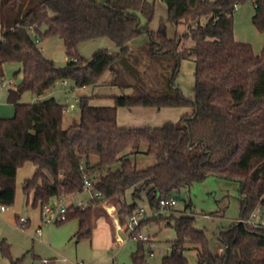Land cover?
<instances>
[{
	"label": "trees",
	"instance_id": "16d2710c",
	"mask_svg": "<svg viewBox=\"0 0 264 264\" xmlns=\"http://www.w3.org/2000/svg\"><path fill=\"white\" fill-rule=\"evenodd\" d=\"M20 1L18 13L19 0H0V81L8 63L20 64L23 74L16 88L8 91L13 117L0 118V204L14 207L18 171L31 163L36 170L23 185L27 204L43 206L81 194L86 179L100 194L85 209L69 208L67 221H79L78 239L92 237L93 210L106 200L119 198V225L127 227L140 210L136 200L144 190L155 212L162 198L177 201L183 188L208 177L241 183V218L264 208V43L256 54L250 44L237 42L234 32V13L248 0H162L171 21L189 27L194 47L182 52L162 30H150L155 4L148 0ZM252 1V22L264 40V0ZM203 17L205 24L200 22ZM31 27L39 43L52 37L63 41L68 58L64 67L45 56L29 33ZM145 33L152 47L174 53L177 69L181 59L195 58L194 98L180 92L156 98L139 87L138 97H111L112 106L92 105L91 98L84 97L79 120L68 128H63L66 106L56 98L20 103L24 92L44 97L61 81H71L76 88L91 87L112 72L114 82L118 78L114 66L121 56L103 49L87 61L79 54L80 45L107 38L122 48ZM133 107L187 108L192 114L182 117L185 125L179 128L171 122L161 127L119 126L118 109ZM143 144L146 154L155 159L147 169H139L127 154ZM116 164L120 168L114 171ZM130 190L133 203L127 204ZM166 218L177 240L162 264H189L188 245L197 250V264H206L211 258L209 239L196 228V218L158 214L147 223ZM220 239L226 250L222 264H264V230L238 223L222 231ZM146 245L151 244L137 241L133 264H147ZM11 262L21 264V260Z\"/></svg>",
	"mask_w": 264,
	"mask_h": 264
},
{
	"label": "rangeland",
	"instance_id": "374dc122",
	"mask_svg": "<svg viewBox=\"0 0 264 264\" xmlns=\"http://www.w3.org/2000/svg\"><path fill=\"white\" fill-rule=\"evenodd\" d=\"M104 3V0H95ZM155 4L154 18L150 23V30L157 32L162 30L167 39L175 41L177 52L194 47V41L189 35V27L186 24H175L171 21L167 6L162 0H148ZM216 1V0H211ZM21 1L17 3L15 12L21 13ZM254 3L248 0L245 4L237 7L234 13V32L237 42L250 44L256 54H259L263 47V36L258 32L252 22L254 15ZM206 18L201 19V24L206 23ZM2 39V27L0 23V41ZM147 40V44L143 41ZM148 34H143L140 38L128 45L130 53H126L115 63L118 78L114 81L112 72H107L98 86L88 87L86 90L76 88L71 81L58 82L41 99L54 97L64 106H68L67 112L63 116V128H68L79 120V102L82 98L92 95L94 102H107L112 96L138 97L139 87L146 94L156 98H163L170 94L180 92L187 98H194L196 88L195 78V58H183L178 69L177 59L173 54H159L161 50L151 46ZM41 51L49 59H52L59 67H64L67 63L63 41L58 37L47 38L38 44ZM114 42L107 38L94 42L82 43L79 47V54L87 61L91 60L96 51L107 49L111 53L121 54ZM138 49L137 52L133 50ZM21 65L18 63H8L3 65V86L0 87V115L4 118H11L14 115V106L6 100L10 89H15L22 81L23 74ZM19 72V73H18ZM18 73V74H16ZM11 82V83H10ZM38 100V96L31 91L23 93L20 103L33 104ZM73 105V106H72ZM136 108V107H135ZM129 114L134 116L133 108H125ZM169 122L177 128L182 127L184 122L179 114L183 109L175 107L167 108ZM192 114V109H190ZM149 111H147L148 113ZM150 120V119H149ZM147 146L141 145L136 149L127 151L128 158L137 165L139 169H147L155 165V159L146 154ZM27 166H32L28 163ZM25 165L18 171L17 186H21L20 199H16L14 210L18 208L17 218L12 221L0 217V264H12L11 261L21 260V264H44L48 260L54 264H133L132 253L137 249V241L129 240L126 243H115L112 233L95 232L92 230L91 238L78 239L76 236L79 230V221L70 220L60 225L43 228L42 237L35 236L34 228L27 226L23 229L19 225V219L24 218L29 221L39 213L38 208L26 205V197L22 193V185L26 178ZM120 164L112 167L118 170ZM19 190V189H18ZM240 191L241 183L227 179L208 177L202 183H196L193 187H185L177 196V206L173 210H164L160 214L179 216L181 214L192 215L196 218V228L206 233L210 244L211 258L206 264H222L224 259L225 244L220 239V233L231 229L238 224L240 217ZM86 193V192H85ZM82 202H87L89 196L83 194L79 198ZM108 201V200H106ZM105 202V201H104ZM127 204H132V190L128 191L125 197ZM138 208L146 212L145 223L139 227V232L143 236L150 238V246L146 245V258L148 264H162L164 257L170 255L171 248L177 240V233L173 225L169 224V218L158 222L147 221L152 218L153 210L148 202L147 190L142 192L141 198L136 200ZM191 203V208L186 205ZM186 211V212H185ZM34 217H33V215ZM145 219V217H141ZM143 221V222H144ZM119 222V216H118ZM30 223V221H29ZM126 232V227H121ZM96 234V236H94ZM3 242L7 251L3 250ZM151 249L153 252L151 253ZM153 254V257H151ZM185 255L189 264H197V250L191 245L187 246Z\"/></svg>",
	"mask_w": 264,
	"mask_h": 264
},
{
	"label": "crops",
	"instance_id": "0c3cea01",
	"mask_svg": "<svg viewBox=\"0 0 264 264\" xmlns=\"http://www.w3.org/2000/svg\"><path fill=\"white\" fill-rule=\"evenodd\" d=\"M141 37V36H140ZM139 37V38H140ZM138 39V38H137ZM135 39V40H137ZM99 40V39H98ZM98 40H93L90 42H96ZM135 40L131 41L134 42ZM146 44H147V40L144 39L143 40ZM128 43L125 47H120L119 51L121 52V54H117V55H124L126 53H130L132 50L128 48V45L131 44ZM264 42V40H263ZM160 50V49H159ZM134 52H137L138 49L133 50ZM162 53H166V52H159V54ZM115 77V74H113ZM102 80V79H101ZM67 83L63 82V85L65 86ZM101 82H99L96 86L100 85ZM88 87L85 88H80V90H86ZM8 97V93L6 96V100ZM88 97L91 98H103V97H92V95H89ZM112 97V96H111ZM110 97V99H112ZM114 97V96H113ZM42 100L40 97H38V100ZM90 103L92 105H98V106H112L114 105V100H110L107 102H94V101H90ZM73 106V105H72ZM66 109H69V107L67 106ZM167 108H162V109H158L156 107H134L133 110L131 111H135L134 116H132L131 114H129L127 112V110L125 108H119L118 109V113H117V121L119 126L121 127H125V128H144V127H161L164 124L168 123L169 120V116L168 113L166 112ZM176 109H183L184 111H182V113L179 114L180 119L185 116V115H189L190 114V109L187 108H176ZM147 111H149L147 113ZM0 118H4L2 115H0ZM150 119V120H149ZM28 164V163H27ZM27 164H25V176L23 178H31L36 170L35 166L32 164V166H27ZM17 180H18V175H17ZM24 185V184H23ZM23 185H22V193H23ZM19 189V190H18ZM20 193H21V186L19 184V186H17V191H16V199H20ZM83 194H87L89 196V200L87 202H89L91 200V195L89 192H84L78 195H74V196H69V197H65L64 201L69 205V206H74L77 207L79 202H82L79 200L80 196H82ZM24 195V193H23ZM16 203V201H15ZM58 203V200H53L51 202V205H55ZM178 204V203H177ZM26 205H32V202ZM15 206V205H14ZM177 206V205H176ZM175 206V207H176ZM33 208H38L39 209V213L35 215L34 221H32V219H30V223L29 226L31 228H34V235L37 237H42L43 234V228L46 226H43L41 223V207L40 205L38 206H33ZM240 207V215H241V206ZM120 209V200L117 197H114L112 199H109L108 201H105L103 203H101L100 205L95 206L93 212H94V221H93V230L95 232H103L106 231L107 233H112L114 236L113 242L111 245L115 244V243H126L127 241H129L130 239L128 238V234L127 232H125L121 226L119 225L118 222V211ZM18 208L14 209V210H7L3 213L0 214V217H2L3 219H8L9 221H12L13 218H17V212ZM154 213V212H153ZM33 215V214H32ZM34 217V215H33ZM241 217H239L240 219ZM28 226V227H29ZM38 228L42 229V233L41 235H37L36 234V230ZM51 227H49L50 229ZM221 235V233H220ZM94 236H96V234H94ZM131 241V240H130ZM171 251V250H170ZM153 252V250L151 249V253ZM225 253V252H224ZM151 257H153V254H151ZM54 264V263H53ZM148 264V263H147Z\"/></svg>",
	"mask_w": 264,
	"mask_h": 264
},
{
	"label": "built area",
	"instance_id": "2783aa9c",
	"mask_svg": "<svg viewBox=\"0 0 264 264\" xmlns=\"http://www.w3.org/2000/svg\"><path fill=\"white\" fill-rule=\"evenodd\" d=\"M32 38L36 40V43H39L38 39H36L35 29L31 27L29 30ZM11 83V82H10ZM3 86V82L0 81V87ZM68 109H65L67 112ZM89 192L91 195V200L89 202H79L78 206L81 209H85L91 205V202L96 198L100 197V194L97 192H93L92 184L89 180H85L83 192ZM177 205V201L174 198L165 199L162 198L160 200V210L155 211L152 216L158 215L161 211L170 210L171 208H175ZM70 206L64 201V198L58 200V203L55 205L45 204L41 207V223L43 226L52 227L54 225H60L67 221V216L69 213ZM8 208L2 204H0V214L7 211ZM141 217H145V219H141ZM148 219L146 216V212L143 209H140L139 212L130 217L128 225L126 227V232L128 234V238L134 241H142L149 242L150 238L147 236H143L141 232H139V227L141 222ZM239 224L249 225L252 228L264 230V208H259L252 212L246 218H240L238 220ZM19 225L23 229L27 228L29 225V221H26L24 218L19 219ZM42 229L38 228L36 230L37 235H41ZM44 264H49L48 260H44Z\"/></svg>",
	"mask_w": 264,
	"mask_h": 264
},
{
	"label": "water",
	"instance_id": "95a60500",
	"mask_svg": "<svg viewBox=\"0 0 264 264\" xmlns=\"http://www.w3.org/2000/svg\"><path fill=\"white\" fill-rule=\"evenodd\" d=\"M185 125V123H183ZM226 251V250H225Z\"/></svg>",
	"mask_w": 264,
	"mask_h": 264
}]
</instances>
